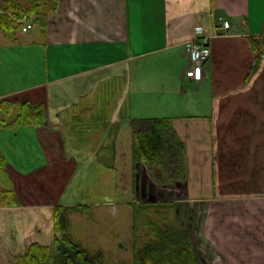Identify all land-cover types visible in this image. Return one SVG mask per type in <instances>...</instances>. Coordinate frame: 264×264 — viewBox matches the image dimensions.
<instances>
[{"label":"crops","instance_id":"1","mask_svg":"<svg viewBox=\"0 0 264 264\" xmlns=\"http://www.w3.org/2000/svg\"><path fill=\"white\" fill-rule=\"evenodd\" d=\"M52 6L21 39L0 44L6 177L0 189L13 197L0 205V264H14L31 243H53L55 207L72 208L68 232L82 239L73 235L82 234L70 217L75 207L107 215L131 210L140 187L173 196L172 182L182 196L154 204L175 206V220L189 224L185 229L191 227L213 264H264V54L247 78L255 60L250 37L264 35V0H56ZM191 39L210 47L199 80L185 76ZM17 56L22 64L14 63ZM183 84L198 95L185 114L169 103L170 96L189 94ZM168 89L173 94L165 98ZM23 101L42 107L43 123L13 124L16 106L6 112L5 103ZM157 118L169 119L180 141L178 174L133 162L135 130ZM95 168L128 177L130 185L114 188H131L133 195L106 203L77 199L81 176Z\"/></svg>","mask_w":264,"mask_h":264},{"label":"trees","instance_id":"2","mask_svg":"<svg viewBox=\"0 0 264 264\" xmlns=\"http://www.w3.org/2000/svg\"><path fill=\"white\" fill-rule=\"evenodd\" d=\"M56 0H25L24 4L17 0H3L0 4V33L11 42L17 41L15 32L20 25L11 19L8 13L27 14L35 23V19L46 16L54 8ZM250 44L255 54L247 78L258 69L264 54V35L250 37ZM4 104V103H3ZM6 112L9 107L16 106L13 124H41L44 122V111L40 105L23 101L21 103H5ZM180 141L173 132L170 120L157 118L146 126L135 130L133 134L132 159L134 163L160 164L166 153L178 155ZM178 166L169 170L171 162L164 165L168 174H178ZM162 164V163H161ZM13 197L10 191L0 189V205H10ZM133 210V264H205L196 260L191 237L186 229L178 226L173 219L171 210L166 207H134ZM68 207H55L53 225L56 236L51 245L38 243L29 244L22 254L14 256V264H105V257L101 251L90 252L80 243L74 241L68 234ZM147 227V241L138 245L140 228Z\"/></svg>","mask_w":264,"mask_h":264},{"label":"rangeland","instance_id":"3","mask_svg":"<svg viewBox=\"0 0 264 264\" xmlns=\"http://www.w3.org/2000/svg\"><path fill=\"white\" fill-rule=\"evenodd\" d=\"M11 19L14 20V13H8ZM36 22L40 21H45V16L39 17L38 19H35ZM23 33V32H22ZM21 31H16L15 35L17 40L21 39L20 36H22ZM0 44L5 41L6 39L1 33H0ZM8 40V39H7ZM10 41V40H8ZM0 51L2 52V46L0 45ZM15 64L19 63L22 64V59L21 57L16 58ZM22 69V67H19ZM158 72V71H156ZM186 88V90L189 92L186 96H170L169 94H173L172 89H168L166 93L168 94L165 98L169 97V103L174 102V104H170L174 109L176 108L178 112H182V114H185L184 111L187 109L188 106L187 104L194 105L197 102L198 95H192L194 90L192 89L193 86H189L187 84H183ZM155 86V85H153ZM172 90V91H171ZM179 91V89H178ZM157 92V91H153ZM192 93V94H191ZM14 99H17L18 97H13ZM13 100V99H12ZM159 102H157L156 105H158ZM181 104L182 106H180ZM158 106H162V104H159ZM161 110L159 107L156 109L158 111L156 114H161ZM168 111V110H167ZM166 111V112H167ZM184 111V112H183ZM169 112V113H168ZM168 114H179L175 110L173 111H168ZM162 113L161 115H163ZM177 154L176 152L174 153H166L163 156V159L161 160L162 164H158L159 166L161 165H166L167 162H171L170 169H173L178 166V161H177ZM164 167V166H161ZM0 181H3V183L6 182L5 180V174L4 171H0ZM113 172V171H112ZM87 175L81 176L82 178H85L83 187L81 188L82 191L78 194V198L80 199L85 197L83 200H87L88 202H112L114 199L119 198L124 196V195H129L132 196L131 194V188L126 189L123 193L122 191H116L114 188L115 186L121 187L122 190V185L125 184V180H127V184L131 181L130 179L128 180V177L122 178L118 177H110L111 175L106 174L104 171L102 175H100L101 170L98 168H95L92 170L91 173H89V170L87 169ZM112 174V173H110ZM25 175V180L27 178L31 179V175L29 177ZM79 178L78 174L73 178L72 183L69 184V190L74 187L75 184H73L75 181H77ZM115 179V180H114ZM29 181H27L28 183ZM116 183V184H115ZM161 185H164V183H158ZM121 185V186H120ZM130 185V184H129ZM172 188H171V193L173 191V196L168 194V192L163 193H158L155 194L154 196L150 194V189L149 187L144 188L143 190L140 187L139 192H143L142 197L140 198V202H138L137 205H131V210L127 207L120 208L118 209L115 213H113L111 210L110 213L105 214L97 210L96 207H90L89 209L87 207H75L74 210L75 213L71 214V220L75 222V226H77V230H80L82 234L80 233H75L74 236H83L82 239L76 238L77 240H74L78 243H80L82 246L87 248V250H90V252H95V251H101L104 254L105 257V264H133V259H132V248H133V243H134V238H133V222H132V217H133V210L135 206L138 208H143V207H148V208H154L157 205H161L160 207H166L167 209L171 210V215L173 216V219L175 218V206L171 204V206H167L166 204H154L156 203L155 201H164L167 200V197H171L170 199L175 200V197L177 196H182L180 191H176L174 188V184L172 182ZM158 187V185H157ZM165 188V186H164ZM168 189V188H167ZM138 192V194H139ZM153 192H156L155 190ZM137 194V195H138ZM158 199V196L162 197L163 199L159 200H154V198ZM153 198V199H152ZM82 202V201H81ZM166 203V202H165ZM177 205V204H175ZM134 206V207H133ZM159 207V206H157ZM71 210L72 208H69ZM67 210V215L71 212L68 213ZM175 220V219H174ZM179 227L185 229L189 226V224H184L183 226L179 223H177ZM69 226V223H68ZM191 227L187 229L189 236L191 237L192 244H193V249H194V254L196 257V260L199 262L202 260L205 264H213V258L210 256V254H204L203 250H201V244L199 243V238L196 234L190 231ZM146 231L147 227L143 226L140 228L139 234V239L137 240L138 245H141L143 242L147 241L146 238ZM69 234V232H68ZM70 236V234H69ZM71 237V236H70Z\"/></svg>","mask_w":264,"mask_h":264},{"label":"built area","instance_id":"4","mask_svg":"<svg viewBox=\"0 0 264 264\" xmlns=\"http://www.w3.org/2000/svg\"><path fill=\"white\" fill-rule=\"evenodd\" d=\"M15 21L20 25L21 32L29 31L33 26V21L27 14H19ZM223 28H229L228 20L220 19ZM185 52L188 56L189 65L185 71V76L194 80H199L203 76V66L210 56V47L206 39H191L185 43Z\"/></svg>","mask_w":264,"mask_h":264}]
</instances>
